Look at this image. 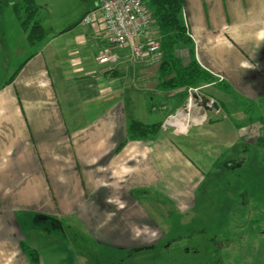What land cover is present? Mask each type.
<instances>
[{
	"label": "crops",
	"instance_id": "1",
	"mask_svg": "<svg viewBox=\"0 0 264 264\" xmlns=\"http://www.w3.org/2000/svg\"><path fill=\"white\" fill-rule=\"evenodd\" d=\"M103 1L37 45L0 28V264H64L71 256L61 250L76 245L79 264L91 245L151 249L164 238L157 223L194 210L228 150L262 144L264 126L237 102L264 99V0H183L191 45L177 44L175 55L212 78L189 88L167 86L155 24L139 41L159 52L134 58V39L114 50L115 62H97L110 46ZM193 93L220 109L193 99L179 113ZM134 122L160 128L139 137ZM224 161L228 172L247 163Z\"/></svg>",
	"mask_w": 264,
	"mask_h": 264
},
{
	"label": "rangeland",
	"instance_id": "2",
	"mask_svg": "<svg viewBox=\"0 0 264 264\" xmlns=\"http://www.w3.org/2000/svg\"><path fill=\"white\" fill-rule=\"evenodd\" d=\"M12 1L0 0V28L20 32L24 29ZM35 2L38 18L48 32L65 23H78L84 10L94 9L101 0ZM238 103L248 107L249 118L264 126V99ZM234 121L239 118L231 117V122ZM261 138L262 144L250 146L246 154L241 142L226 152L198 191L194 210L189 214H166L165 227L157 223L164 238L155 247L135 253L91 245L89 251L85 250L86 264H264V128ZM237 156L245 157L246 165L233 172L223 171L224 160ZM219 243L231 245L221 249ZM67 248L69 253L60 249L61 254L70 255L72 260L64 264H79L74 256L84 253L81 247Z\"/></svg>",
	"mask_w": 264,
	"mask_h": 264
},
{
	"label": "trees",
	"instance_id": "3",
	"mask_svg": "<svg viewBox=\"0 0 264 264\" xmlns=\"http://www.w3.org/2000/svg\"><path fill=\"white\" fill-rule=\"evenodd\" d=\"M13 10L21 27L27 32V40L31 45H36L46 37V31L38 18V6L35 0H13ZM147 11L151 15L152 24H155L162 35V48L166 60L162 70L171 79L166 83L168 87H198L207 84L212 78L202 70L198 63L184 67L176 57L174 48L182 43L191 45L187 36L186 26L182 20L183 0H147ZM160 125L145 126L140 122L131 125V131L139 137L153 134Z\"/></svg>",
	"mask_w": 264,
	"mask_h": 264
},
{
	"label": "built area",
	"instance_id": "4",
	"mask_svg": "<svg viewBox=\"0 0 264 264\" xmlns=\"http://www.w3.org/2000/svg\"><path fill=\"white\" fill-rule=\"evenodd\" d=\"M100 12L104 19V27L110 37V46L103 49L97 62L107 65L117 60L114 50L124 48L131 40H136L132 47V55L138 59L145 52L156 53L161 49L155 42L139 41L145 31L152 25L151 15L147 11V0H104ZM95 12L87 14L82 22L91 24Z\"/></svg>",
	"mask_w": 264,
	"mask_h": 264
},
{
	"label": "water",
	"instance_id": "5",
	"mask_svg": "<svg viewBox=\"0 0 264 264\" xmlns=\"http://www.w3.org/2000/svg\"><path fill=\"white\" fill-rule=\"evenodd\" d=\"M193 99H197L199 102V106L201 108H203L204 110H210V109H215V110H219L220 107L218 105V103L212 101L211 99L201 96V94H191L189 99L185 102L184 107L182 108L181 112L179 113H185V111L187 110V107H189L190 105H192ZM179 113L177 115H179ZM175 116H173L171 118V122L174 121Z\"/></svg>",
	"mask_w": 264,
	"mask_h": 264
},
{
	"label": "bare ground",
	"instance_id": "6",
	"mask_svg": "<svg viewBox=\"0 0 264 264\" xmlns=\"http://www.w3.org/2000/svg\"><path fill=\"white\" fill-rule=\"evenodd\" d=\"M144 54H145V53H144ZM144 54H143V55H144Z\"/></svg>",
	"mask_w": 264,
	"mask_h": 264
}]
</instances>
